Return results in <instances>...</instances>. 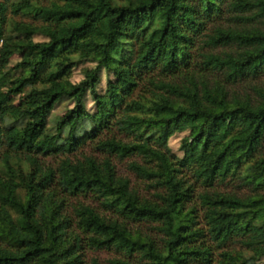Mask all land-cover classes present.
I'll return each instance as SVG.
<instances>
[{
	"label": "trees",
	"instance_id": "trees-1",
	"mask_svg": "<svg viewBox=\"0 0 264 264\" xmlns=\"http://www.w3.org/2000/svg\"><path fill=\"white\" fill-rule=\"evenodd\" d=\"M25 7L41 23L17 22L23 36L15 37L6 28L7 12ZM225 8L235 23L205 31ZM36 32L47 38L35 40ZM201 39L223 48L198 52ZM17 52L21 59L9 66ZM76 57L97 63L78 82L70 79ZM101 68L115 75L106 94L97 89ZM216 72L222 80L210 76ZM262 74L264 0H52L40 5L0 0V89L21 94L19 103L0 99V150L9 172L15 171L10 151L25 152L37 163L34 153L72 151L116 126L133 137H99L97 147L121 158L141 156L143 161L133 158L129 167L163 187L157 199L143 196L110 156L76 161L67 156L57 168L37 164L28 174L21 172L19 181L0 176V264H82L81 232L95 248L139 251L147 264H259L264 256V84L253 95L240 96L227 83ZM37 81L43 85L26 90ZM143 81L156 96L130 98ZM88 91L98 104L95 113L85 105ZM63 96L75 105L49 133L48 116ZM196 116L203 121L193 126L194 138L178 158L168 139ZM86 119L94 127L78 136ZM219 119L228 120L223 137L214 133ZM31 131L39 137L29 140ZM237 141H248V147L237 149ZM185 166L207 185L230 177L247 192H200L205 226H197V208L185 212L195 197L194 183L181 174ZM52 181L66 194L93 193L124 218L157 221L163 246L84 202L73 205L79 230L72 229L63 210L65 196ZM20 184L27 187L26 198L18 192ZM212 243L222 248L218 258ZM110 263L135 264L126 257Z\"/></svg>",
	"mask_w": 264,
	"mask_h": 264
},
{
	"label": "rangeland",
	"instance_id": "rangeland-1",
	"mask_svg": "<svg viewBox=\"0 0 264 264\" xmlns=\"http://www.w3.org/2000/svg\"><path fill=\"white\" fill-rule=\"evenodd\" d=\"M12 1V0H10ZM18 1V0H17ZM35 5L40 4H49L52 0H31ZM232 11H228L227 8H225L223 12V16L219 18H215V20L209 21L207 23V29L205 31L211 30V28L215 24H234L235 20L231 18ZM8 18L6 23V28L9 33L13 34L15 37L23 36L22 33H20L16 27V23L19 21L27 22V23H33V24H40L41 21L35 17L34 11L29 8L25 7L24 10H21L17 13L12 12L11 9L7 12ZM32 37L35 40H41L46 39L47 36L43 33L36 32L32 35ZM199 48L198 52L201 50H209L211 48L215 49L216 51L221 50L223 47L217 46V47H211L209 45H206L201 39L198 41ZM77 58V63L72 68V72L70 74V79L72 81L78 82L85 76L86 69L90 67L96 66V62L93 60L88 59H79ZM197 58H199V55L197 54ZM21 59V53H15L11 56L10 59V65H14L18 60ZM19 72V71H16ZM211 77L217 76L218 79L223 78V75L219 72L212 73L210 75ZM167 76L166 78H168ZM110 78H115V75L113 71H110L106 68H101L100 70V81L98 83L97 89L100 93L106 94L108 89V81ZM264 84V74L259 75L257 77L249 76L242 80H239L234 83H227L230 91L232 93L238 94L240 96H246L248 94H254L255 93V87L258 85ZM42 82H34L30 83L26 86V90L30 88L31 86H42ZM153 86L146 81H143V83L138 86L135 91L133 92L132 96L130 98H141V99H153L156 94L153 91ZM0 99L1 100H8L11 102L19 103L21 99V94H8L7 87L0 89ZM75 105V100L69 96H63L61 97L54 105L53 109L51 110L48 120H47V131L49 133L55 132L57 128V121L61 115H63L69 108L73 107ZM85 105L88 108V110L92 113L97 112L98 110V104L95 100V97L91 91H88L85 96ZM203 117L202 116H196V117H190L186 119L187 128L184 130L176 131L174 132L168 139L169 146L172 150V152L178 157L182 158L185 155V150L187 147V144H189L194 136H193V126L202 122ZM227 125L228 120L227 119H219L217 120L214 133L218 137H223L227 134ZM94 127V122L91 119L84 120L82 126H80L78 130V136H82L87 130H91ZM115 135L118 138H122L124 140H130L133 135L127 134L120 129H118L116 126H113L111 129H105L102 132L99 133V136H97L95 139H88L87 141L82 142L79 147L72 151H59L56 153H50V154H42V153H34L37 157V163H33V161H30L26 155L25 152H14L10 151V161L13 164L15 171H10L8 167L6 166L5 160H4V153L2 150H0V176L2 177H12L15 180H20L19 174L23 172L24 174H28L30 171L34 170L37 164H41L42 167H52L57 168L65 157L69 156L72 160L76 161L78 159H84L88 155L95 156L99 159H102L106 156H110L112 160L115 162L116 167L118 169V172L120 174H123L125 176H129L131 179V184L139 190V192L148 198L157 199V192H161L163 190L162 186H156L153 185L152 178L144 177L140 174H137L134 170H132L129 167V161L133 158L138 159L140 161H143V158L141 156H128L125 158H121L118 155L112 154L109 155L108 152L99 149L97 147V140L99 137L105 138L109 136ZM39 133L37 131H31L28 133V139H34L38 138ZM235 146L239 150H245L248 147V141H237L235 142ZM149 163V162H147ZM181 174H184L185 179H187V182L194 183L195 188V197L194 199L187 204L185 207V212H188L191 210V207L195 206L197 210L194 212L196 214V225L197 226H205L204 224V208L201 204V200L199 198V193L203 192L205 190H212V189H218L220 191L224 192H237L239 194H244L247 192V189L245 187H242L239 185L238 180L234 178L228 177L224 181H217L214 183V185H207L203 183L201 180H198L194 177L193 171L191 167L185 166L183 168V172ZM51 186H55L58 190V193L60 195L65 196V203H64V212L70 217L71 219V228L78 231L77 222H76V215L74 213L73 205L78 202H84L91 204L95 206L99 211H101L103 214L107 215L111 218H118L120 221H125L128 225V227L132 230V233L135 235H142L143 237H148L149 239H153L156 244L159 247H162L164 244L163 240V233L158 229L157 221L149 220V219H131V218H124L121 214L115 212L113 208H109L108 206H105L102 202L101 198H98L93 193H81L76 195H70L66 194L61 187L56 184V182L52 181ZM19 194L26 198L27 194V187L24 184H20L18 187ZM11 213L16 216V212L11 207L9 208ZM81 232V231H80ZM82 237V248H80V253L83 258L82 264H92L94 260H97L99 264H111L110 259L116 258V257H126L127 259H130L135 264H147L146 259L141 256V253L139 251H133L132 253L125 252L123 249L111 246V247H101V248H95L88 244V239L84 232H81ZM213 250H214V257L218 258L219 253L221 252L222 248H217L214 243ZM235 247L240 248V243L236 242L234 244ZM247 253H250L251 251L247 250ZM259 264H264V256L258 259ZM213 264H216L215 262Z\"/></svg>",
	"mask_w": 264,
	"mask_h": 264
}]
</instances>
